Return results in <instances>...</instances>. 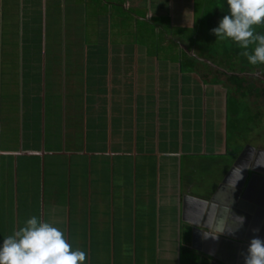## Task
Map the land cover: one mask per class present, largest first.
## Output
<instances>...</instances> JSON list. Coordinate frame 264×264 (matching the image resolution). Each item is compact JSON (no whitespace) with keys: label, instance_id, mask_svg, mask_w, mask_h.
Here are the masks:
<instances>
[{"label":"crops","instance_id":"obj_1","mask_svg":"<svg viewBox=\"0 0 264 264\" xmlns=\"http://www.w3.org/2000/svg\"><path fill=\"white\" fill-rule=\"evenodd\" d=\"M216 7L0 0V237L39 215L85 264H243L240 237L260 225L234 231L245 217L238 170L225 179L264 148L229 128L230 100H252L224 74L245 72L201 43ZM197 219L227 237L213 248L220 259L189 260L204 248L187 222Z\"/></svg>","mask_w":264,"mask_h":264},{"label":"clouds","instance_id":"obj_2","mask_svg":"<svg viewBox=\"0 0 264 264\" xmlns=\"http://www.w3.org/2000/svg\"><path fill=\"white\" fill-rule=\"evenodd\" d=\"M224 3L227 10L210 29L211 33L216 40L235 43L250 66L264 65V34L255 32V26L264 23V0H224ZM239 217V227L234 231L243 226L244 217ZM85 261L86 253L73 248L59 228L39 215L28 217L11 234L0 237V264H85ZM243 264H264V238L253 236L249 240Z\"/></svg>","mask_w":264,"mask_h":264},{"label":"water","instance_id":"obj_3","mask_svg":"<svg viewBox=\"0 0 264 264\" xmlns=\"http://www.w3.org/2000/svg\"><path fill=\"white\" fill-rule=\"evenodd\" d=\"M234 156L233 153L229 154V159H232ZM241 169L238 168L237 160L234 162L232 166H230L225 182H227L228 179L231 178V174L233 172L239 174V178H236L235 182V190H234V200L236 201V206L240 207L244 211V224L248 221L253 222L252 224L256 223V226L259 228L260 225V233L256 234V236H259L261 238H264V182L261 185L260 190L253 188V181L254 179H264V149H259L256 153V157L254 159V163L252 165H240ZM219 192V191H218ZM214 193V194H218ZM212 195L209 203L210 206H215L214 203H212L213 200H215V196ZM208 202V201H205ZM228 203L231 205V201L229 200ZM209 217V221H210ZM184 220V219H183ZM186 221V220H184ZM191 225L195 227L194 231V237L201 235V240L204 242V248L203 249H197L198 252L195 253H188L189 260H201V259H209V256H213L214 258H218V255L214 252V247L218 246V243H220L223 240H227V237L224 235L219 234L218 232L203 230L201 229V225L199 220L195 221H187ZM206 224V222H205ZM204 224V226H205ZM206 226H209V224ZM205 226V227H206ZM259 230V229H258ZM197 233V234H196ZM251 236V235H250ZM215 237V238H214ZM253 237V235H252ZM251 238L247 235H241L240 242L237 244L240 246V252L243 259V254L246 253L247 244ZM196 250V249H195ZM200 252V254H199ZM202 261V260H201ZM205 261V260H203ZM198 262V261H197ZM231 264V263H228Z\"/></svg>","mask_w":264,"mask_h":264},{"label":"rangeland","instance_id":"obj_4","mask_svg":"<svg viewBox=\"0 0 264 264\" xmlns=\"http://www.w3.org/2000/svg\"><path fill=\"white\" fill-rule=\"evenodd\" d=\"M221 5H223L222 0H219V6ZM209 11L210 10H205L204 19L202 25L200 26V29L203 32V35L201 36L203 42L201 43L207 51L212 49L218 52L215 55L214 62L226 63L231 68L240 69L241 72H247L248 74L255 76L257 75L262 81H264V75L260 73L263 70L259 69H264L263 65L250 66L246 58L241 54L242 50L235 43L228 39L216 40L215 35L210 31V29L213 28V25H211L210 21H208L210 18L207 17ZM198 14L199 12L197 11L196 17ZM251 47L252 46H250V49ZM249 67L251 69L247 70ZM213 76L216 77L215 74ZM260 85L264 84H256L254 92L256 91L258 93ZM254 92H252L250 96H245V98L252 100L251 105H248V102L250 101L245 99L240 102L237 101V103L230 100V102L235 103L236 106L232 107L229 104L228 111L235 109L236 112H234V114L236 121L234 122L230 120L229 128L231 125L236 124V128L238 130V140H243V144L244 142L246 144L251 143V145L264 148V96L261 98L257 96L255 98ZM240 133H242V137H239Z\"/></svg>","mask_w":264,"mask_h":264},{"label":"trees","instance_id":"obj_5","mask_svg":"<svg viewBox=\"0 0 264 264\" xmlns=\"http://www.w3.org/2000/svg\"><path fill=\"white\" fill-rule=\"evenodd\" d=\"M223 5L216 7L210 11V18L209 21L213 27L217 25L218 19L224 15V11H226V5L224 0H222ZM223 10V11H222ZM255 32L264 34V23L255 26ZM264 68V65H263ZM251 68L249 67L250 70ZM264 75V69L259 68ZM254 71V70H253ZM224 72V71H223ZM227 77V81L229 85L232 87V91L235 94H239L241 91L244 92L246 96H250L252 92H254V87L256 84H264V81L261 80L259 76L248 74L247 72L243 74H237L236 72L228 73L224 72ZM255 98L258 96L261 98L264 96V85H260L258 93L255 91Z\"/></svg>","mask_w":264,"mask_h":264}]
</instances>
